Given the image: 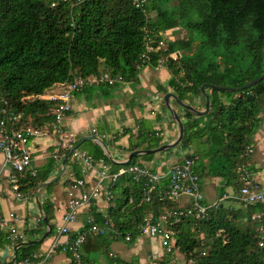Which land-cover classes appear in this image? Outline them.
<instances>
[{"label":"trees","instance_id":"1","mask_svg":"<svg viewBox=\"0 0 264 264\" xmlns=\"http://www.w3.org/2000/svg\"><path fill=\"white\" fill-rule=\"evenodd\" d=\"M177 29L184 32L183 38H166ZM148 38L155 51L150 60H143ZM196 41L198 53L171 57ZM160 42L166 46L160 47ZM162 63L182 101L200 97L204 84L240 88L258 79L264 73V0H0V112L21 115L22 126L45 129L53 122L54 104L26 97L78 77L110 73L136 80L142 68ZM209 92L211 122L200 128L195 120L188 121L182 145L188 146L196 136L206 137L217 147L214 155L234 181L248 163L247 147L262 122L264 80L241 93ZM186 117L193 115L186 111ZM54 161L51 158L50 163ZM48 176L38 169L37 178L30 174L22 178V191L31 190L33 195ZM129 185L117 209L111 208L115 232L92 238L102 241L107 258L112 242L124 240L121 233L138 234L149 211L159 220L177 210L175 202L157 195L146 203L140 185L132 180ZM238 200L212 207L208 220L181 218L172 226L174 252L166 253L163 264H177V255L183 256V264H264V246H260L264 205ZM255 213L263 217L253 219Z\"/></svg>","mask_w":264,"mask_h":264},{"label":"crops","instance_id":"2","mask_svg":"<svg viewBox=\"0 0 264 264\" xmlns=\"http://www.w3.org/2000/svg\"><path fill=\"white\" fill-rule=\"evenodd\" d=\"M168 38H173V36ZM199 51L200 44L196 41L190 49L180 51L175 56L176 58L192 56ZM171 80L170 71L162 63L158 67H144L139 71L136 80L128 81L125 79L123 84L111 86L112 88L106 86L89 87L74 95L73 110L66 118L65 124L68 129L75 132L78 142L85 140L80 147L81 150L96 159H104L110 168V172H115L121 166H128L123 164L129 161L130 156L135 151L158 149L174 143L178 139L179 125L163 101V97L167 93L177 95L171 85ZM209 90L211 89H207V92L210 96ZM184 102L192 105L198 111H205L201 96L196 98L190 96ZM172 105L185 126L188 121L196 120L200 128H204L211 122L209 114L202 117L192 114L193 118L187 119L184 108L176 104L174 100H172ZM261 118L262 122L253 137V154L249 158L248 164L254 178L264 186V111ZM92 137L95 139H91ZM57 140L58 138L50 136L41 137L34 142V164L37 169H41L43 176L49 174L46 182L51 183L48 185L55 184L51 188H48V185L42 188L38 197L37 192L32 195L31 190L24 191L26 193L25 199L16 197L10 185L11 170L4 165V155L0 151V215L9 216L11 213L18 215L21 219L20 230L25 234L23 242L13 244L7 238L8 228H0V264L21 262L32 255L44 253L56 240L65 242L69 238L68 236L60 237L57 227L62 224L63 215L67 210L69 179L74 174L79 178L83 175L78 165H72L69 162L68 165H65L66 169L62 176L54 181L63 170V161L55 160L50 163L53 153L56 152ZM182 142L172 150L138 155L132 159L129 165L139 163L151 172L163 174L162 187H165L169 183L172 169L182 164L186 157L190 156V159L195 160L194 171L200 177L204 202L208 206H214L221 202L224 197L238 200L241 183L239 178L231 181L224 167H221L222 161L214 155L217 147H214V144L208 141L206 137L196 136L185 147H183ZM149 156L150 159L144 158ZM130 180L129 177L122 178L115 188L112 209H117L120 200L124 198V191L130 187ZM132 189L133 187H131ZM129 192L133 191L129 190ZM50 204L51 206L48 208ZM174 204L176 209L183 208L188 206L189 199L183 197ZM236 207L240 208L239 204ZM111 208L108 209L106 203L101 201L97 208L82 211L78 222L71 227L70 237L82 232L89 215L94 217L97 215L99 221H103L105 212L110 214L111 211H114ZM40 218H42V222H38ZM51 232L53 233L51 234ZM146 239L150 240L152 249L151 252L150 248L147 251L149 254L147 257L140 258L138 251L148 245L144 242ZM116 240L110 245L109 257L107 258L104 254L102 241L100 239H88L83 247L85 263L98 264L100 260L105 264H163L166 258V252L162 248L160 240V244H158V240L144 238L132 244L131 246L137 245L135 247L137 250L133 248L130 256H123L121 252H117L120 250L118 246L120 241ZM109 258L112 259L111 262ZM45 264L73 263L70 254L60 253Z\"/></svg>","mask_w":264,"mask_h":264},{"label":"built area","instance_id":"3","mask_svg":"<svg viewBox=\"0 0 264 264\" xmlns=\"http://www.w3.org/2000/svg\"><path fill=\"white\" fill-rule=\"evenodd\" d=\"M137 7H141V3H138ZM153 43V40L148 38L147 51L142 56L143 60H150V53L155 51ZM159 46L165 47L166 44L160 42ZM171 57L176 59L175 54ZM124 82L123 76H112L110 73H105L100 77H78L72 82L58 84L44 94L26 97L24 100L27 101L40 100L54 104L53 122L45 129L22 126L21 115L5 116L6 109L1 110L0 151L4 155V165L11 170L10 185L18 199L26 198V193L21 189L22 178H26L29 174L33 178L38 177L33 149L35 147L34 142L41 137L53 136L58 138L55 144L56 152L53 153L52 158L62 162L66 154L69 153L67 157L69 162L72 165H78L83 175L79 178L74 174L69 179L67 210L63 215L62 224L57 227L58 235L60 237L68 236V240L65 242L56 240L44 253L32 255L13 264H45L60 253L70 254L73 264H86L83 254L84 245L90 238L101 237L110 231H114L113 220L107 212L103 216V221H98L93 215H89L82 232L74 237H70L71 227L78 222L82 211L97 208L101 201H104L107 208L110 209L115 199V188L122 178L129 177L133 182L140 185V193L146 203H152L155 195L159 196L161 200L176 203L183 197L189 199L188 206L167 212L159 220L154 219L153 213L149 211L137 229L138 234L135 237L131 233L120 234L124 241L130 244H135L134 241L139 242L144 238H159L161 246L167 254L174 252L173 225L178 223L181 218H192L198 221L208 220L209 210L228 200L227 197H224L221 202L214 206L204 204L200 177L194 171V159H185L182 164L175 166L172 169L169 183L162 187L163 174L151 172L139 163L121 166L115 172H110V168L104 159H96L80 148H76L77 136L65 124L66 118L73 110L74 95L87 87L100 86L104 83L114 86ZM93 132L95 133V131ZM252 154L253 148L248 146L245 156L250 158ZM238 174L242 201L247 205H264V186L254 178L249 164H244L238 170ZM130 203H133V200ZM261 217H263L262 214H257L253 216V219H261ZM38 222H42V218ZM20 224L21 219L15 213H11L9 216L0 215V228H8L7 238L13 244H19L25 240V234L20 230ZM260 246L263 247L264 244L260 243ZM98 264L105 263L99 261ZM189 264L193 263L189 262Z\"/></svg>","mask_w":264,"mask_h":264},{"label":"water","instance_id":"4","mask_svg":"<svg viewBox=\"0 0 264 264\" xmlns=\"http://www.w3.org/2000/svg\"><path fill=\"white\" fill-rule=\"evenodd\" d=\"M264 80V73L256 80L244 85L243 87L240 88H231V87H226V86H218V85H211V84H204L201 87V97L204 101V105H205V111H198L196 108H194L192 105L181 101L179 99V97L175 94V93H167L164 97H163V101L167 107V109L169 110L170 114L172 115L173 119L177 122V124L179 125V137L178 139L171 144L168 145H164L162 147H159L158 149H153V150H139V151H135L131 156L130 159L127 163L123 164V165H129L132 162V159L138 155H145V154H155L158 152H163V151H167V150H172L174 148H176L184 139V135H185V127L184 124L180 118V116L178 115L177 111L175 110V108L172 105V100H174L176 102V104H178L179 106H181L182 108H184L186 111L190 112L191 114L197 116V117H202V116H206L207 114H209L210 109H211V99L210 96L207 92V89H212V90H216V91H224V92H230V93H241L247 89L253 88L255 87L257 84L261 83ZM91 139H95L94 137H92ZM85 140L78 142V144L76 145V148H80L81 145L83 144ZM190 156H187L186 159H189ZM67 157L64 158L63 160V170L60 173V175L58 176L57 179H55L54 181L58 180L62 174L64 173L66 167V161H67ZM53 181V182H54ZM49 183L51 182H46L44 184L41 185V187L39 188V190L37 191V197L39 196V192L42 188L46 187Z\"/></svg>","mask_w":264,"mask_h":264},{"label":"rangeland","instance_id":"5","mask_svg":"<svg viewBox=\"0 0 264 264\" xmlns=\"http://www.w3.org/2000/svg\"><path fill=\"white\" fill-rule=\"evenodd\" d=\"M178 32H172L170 31V33H167L166 34V37H172L173 36V39H178V38H183V31L181 29H177ZM180 32V33H179ZM164 48V47H163ZM218 63L223 65L225 63V61L221 60V59H218ZM196 121V120H195ZM146 159H150V156L149 157H144ZM250 160V159H249ZM150 165V164H149ZM57 184V183H56ZM121 190V189H120ZM121 192V191H119ZM117 195V194H116ZM124 197V195H123ZM122 198V197H121ZM126 220L128 219L127 217L125 218ZM152 240H158L157 243L160 244L159 242V238H156V239H152ZM150 240L146 239L144 240L145 244H148L147 246H144L143 249H141L140 251H138V255L140 258H145L147 257L149 254L147 253V251L149 250L150 248V252H151V243L149 242ZM150 245V247H149ZM120 247V250H117V252H121L122 255L124 256H130L131 252H132V249L137 247V245H134V246H131V245H127V243L121 239L120 242H119V245ZM131 246V247H130ZM145 248V249H144ZM137 250V248H135ZM103 257V256H102ZM105 257V256H104ZM107 257V256H106ZM98 260V259H97ZM100 261V260H99ZM177 264H183L185 262L184 258L182 255H177V258H176V261H175Z\"/></svg>","mask_w":264,"mask_h":264}]
</instances>
